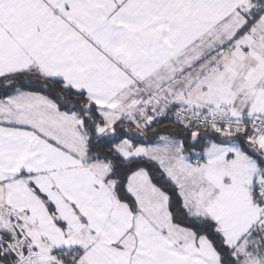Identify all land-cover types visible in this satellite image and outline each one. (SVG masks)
I'll return each instance as SVG.
<instances>
[{
    "label": "snow or ice",
    "instance_id": "6c2138e0",
    "mask_svg": "<svg viewBox=\"0 0 264 264\" xmlns=\"http://www.w3.org/2000/svg\"><path fill=\"white\" fill-rule=\"evenodd\" d=\"M0 264H264V0H0Z\"/></svg>",
    "mask_w": 264,
    "mask_h": 264
}]
</instances>
